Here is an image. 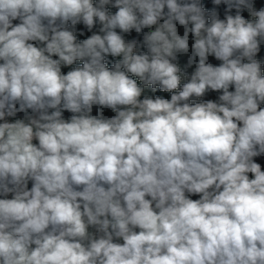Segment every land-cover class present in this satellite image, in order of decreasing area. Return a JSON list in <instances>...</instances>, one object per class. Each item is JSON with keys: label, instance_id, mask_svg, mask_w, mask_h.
Instances as JSON below:
<instances>
[{"label": "clouds", "instance_id": "obj_1", "mask_svg": "<svg viewBox=\"0 0 264 264\" xmlns=\"http://www.w3.org/2000/svg\"><path fill=\"white\" fill-rule=\"evenodd\" d=\"M212 4L0 0V264H264V7Z\"/></svg>", "mask_w": 264, "mask_h": 264}, {"label": "trees", "instance_id": "obj_2", "mask_svg": "<svg viewBox=\"0 0 264 264\" xmlns=\"http://www.w3.org/2000/svg\"><path fill=\"white\" fill-rule=\"evenodd\" d=\"M202 3L203 5L205 6V8L207 10H211L213 7H217L218 11L221 13V18L223 17V11H224V5H221V6H214L212 4V0H202ZM253 4L255 7H258V10L260 7H264V0H253ZM112 11H115L114 9ZM244 15L247 17V12L245 11L244 12ZM18 21H14V23H17ZM179 27V26H178ZM78 29H81L83 28V25H78L77 26ZM147 31V30H146ZM179 31H180V34L183 33V29L182 28H179ZM87 35H90V33H87V31L85 30V35L84 36H80L79 33H78V39H84L86 38ZM132 38H136L138 41H142V36H138L135 32H133L131 35H127L126 36V39H132ZM190 46H191V37H190ZM138 51L140 50H146V49H143V47H138L137 49ZM190 54V53H189ZM55 58V57H54ZM257 59H260L262 62L264 61V45L261 46V52L260 54L258 55ZM113 59L112 58H108V63H109V66H111V64L113 63ZM210 62L214 63V64H218L220 63L219 61H216L214 58H211L210 57ZM82 62L80 61H77L76 62V65H73L72 67H75V66H78L80 65ZM177 63L179 64V66L181 67L182 69V76H184L185 73H187V70H186V64H187V55H179L178 56V60H177ZM70 68H62V71L63 72H67L69 71ZM185 81H181V83L183 84ZM150 89L153 91L154 94H158V95H161V96H169L171 95V93L169 92H162L159 90V88L157 87V89L153 90L151 88V86H149ZM179 91V89L177 90ZM216 98H218V93H215L214 94ZM142 98V97H141ZM22 113L21 112H18L17 115L15 117H19ZM93 115L96 114V106H94L93 108ZM64 115V118L65 119H68L70 116H71V113L69 112H64L63 113ZM105 117H110L109 115L107 114H104ZM256 160L257 163H260L262 165V162H263V159H264V156H261V157H257V158H254ZM32 186V182L29 181L28 183V187L31 188ZM0 198H3V197H0ZM190 198L192 199H197V197L195 195L191 196Z\"/></svg>", "mask_w": 264, "mask_h": 264}, {"label": "rangeland", "instance_id": "obj_3", "mask_svg": "<svg viewBox=\"0 0 264 264\" xmlns=\"http://www.w3.org/2000/svg\"><path fill=\"white\" fill-rule=\"evenodd\" d=\"M262 64H264V61L262 62ZM194 67H195L194 65L192 67H186L188 75H190L192 73V71L194 70ZM182 80L186 82V78L184 76H182ZM138 83H139V81H138ZM214 94H215L214 92H209L208 94H206L204 97H202L200 99H202V100H216L217 98L215 97ZM143 95H149V96H152L154 98L158 94H154L153 91L148 86L145 89V92H144ZM159 96H161V95H159ZM161 97L166 98V99H170L171 95H169V96H161ZM142 98H143V96H142ZM96 108H97V106H96ZM104 114H107L110 117L115 115V113L111 109H104ZM261 166H262V170H264V159H263V162H262ZM195 196L197 197V199L199 198L198 195H195Z\"/></svg>", "mask_w": 264, "mask_h": 264}, {"label": "crops", "instance_id": "obj_4", "mask_svg": "<svg viewBox=\"0 0 264 264\" xmlns=\"http://www.w3.org/2000/svg\"><path fill=\"white\" fill-rule=\"evenodd\" d=\"M28 115L35 116L36 114L32 113L31 110H28L27 113H22L19 117H6V119H7L9 122H13L15 119H25V120H26ZM0 122H2V121H0ZM34 143H38V142L34 140ZM89 231H90V232H95V229L90 227V228H89ZM119 242L122 243V240L119 241Z\"/></svg>", "mask_w": 264, "mask_h": 264}, {"label": "built area", "instance_id": "obj_5", "mask_svg": "<svg viewBox=\"0 0 264 264\" xmlns=\"http://www.w3.org/2000/svg\"><path fill=\"white\" fill-rule=\"evenodd\" d=\"M256 9L258 10V7H256ZM259 54H260V53L257 54V57H258ZM191 102H192V103H195V102H198V101L194 99V100H192ZM8 198H11V194H9Z\"/></svg>", "mask_w": 264, "mask_h": 264}]
</instances>
